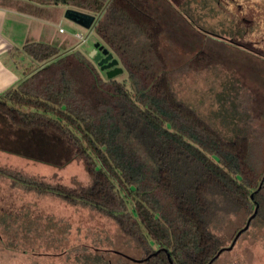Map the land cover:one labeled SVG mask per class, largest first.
Instances as JSON below:
<instances>
[{
  "label": "trees",
  "instance_id": "trees-1",
  "mask_svg": "<svg viewBox=\"0 0 264 264\" xmlns=\"http://www.w3.org/2000/svg\"><path fill=\"white\" fill-rule=\"evenodd\" d=\"M29 1L93 15L92 29L125 72L128 88L101 77L77 50L58 55L49 45H23L42 65L0 93L8 138L21 142V156L58 166L46 150L61 141L87 181L52 184L7 167L0 175L110 219L139 248L135 260L144 264L214 263L231 239L227 230L254 207L248 226H264L256 141L234 115L228 122L219 117L218 127L216 117L179 96L183 69L168 67V42L145 0ZM230 108L234 114L235 105Z\"/></svg>",
  "mask_w": 264,
  "mask_h": 264
},
{
  "label": "rangeland",
  "instance_id": "rangeland-1",
  "mask_svg": "<svg viewBox=\"0 0 264 264\" xmlns=\"http://www.w3.org/2000/svg\"><path fill=\"white\" fill-rule=\"evenodd\" d=\"M145 2L161 26V38L168 42L164 50L168 67L183 69L176 82L179 96L201 114L216 117L218 127L219 117L228 122L234 115L238 123L243 121V131L256 141V159L263 177L264 0ZM76 27L83 38L79 49L86 57L94 43L103 45L92 25L88 29ZM98 72L106 78L104 71ZM112 78L128 88L123 70ZM231 103L236 107L234 114ZM8 127L0 116V169L19 170L52 184L86 183L81 164L70 158L69 148L61 141L46 150L53 153L51 161L61 165L47 164L21 156V142L13 139L11 143ZM25 134L18 129L16 136L24 139ZM261 194L264 196V184ZM243 225L239 220L227 230V236L232 239ZM138 257L140 250L135 243L95 210L22 188L0 175V264H144L130 260ZM212 264H264V226L252 222Z\"/></svg>",
  "mask_w": 264,
  "mask_h": 264
},
{
  "label": "crops",
  "instance_id": "crops-1",
  "mask_svg": "<svg viewBox=\"0 0 264 264\" xmlns=\"http://www.w3.org/2000/svg\"><path fill=\"white\" fill-rule=\"evenodd\" d=\"M65 8L29 0H0V93L42 65L23 52V45L41 43L56 48L58 55L73 50L85 55L79 49L83 42L75 37L78 25L62 17Z\"/></svg>",
  "mask_w": 264,
  "mask_h": 264
},
{
  "label": "water",
  "instance_id": "water-1",
  "mask_svg": "<svg viewBox=\"0 0 264 264\" xmlns=\"http://www.w3.org/2000/svg\"><path fill=\"white\" fill-rule=\"evenodd\" d=\"M62 17L84 29H88L94 21L93 15L72 8H65L63 10ZM88 57L100 71H104L105 76L108 79L121 72V68L117 66L116 59L112 57L111 53H109L107 49H105L98 43L93 44ZM254 212L255 207L252 213L246 218L244 225L235 232L229 245L219 249L212 258L216 257L222 250H229L232 247L236 237L247 228L249 220L253 217ZM130 260L135 262L138 261L135 259Z\"/></svg>",
  "mask_w": 264,
  "mask_h": 264
},
{
  "label": "built area",
  "instance_id": "built-area-1",
  "mask_svg": "<svg viewBox=\"0 0 264 264\" xmlns=\"http://www.w3.org/2000/svg\"><path fill=\"white\" fill-rule=\"evenodd\" d=\"M61 30H62V29H58V32H61ZM75 37H76V39H77L79 42H83V38H82L81 35H79V34H75Z\"/></svg>",
  "mask_w": 264,
  "mask_h": 264
}]
</instances>
